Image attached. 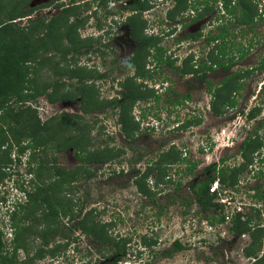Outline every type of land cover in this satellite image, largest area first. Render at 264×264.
Returning a JSON list of instances; mask_svg holds the SVG:
<instances>
[{"label":"rangeland","instance_id":"374dc122","mask_svg":"<svg viewBox=\"0 0 264 264\" xmlns=\"http://www.w3.org/2000/svg\"><path fill=\"white\" fill-rule=\"evenodd\" d=\"M150 1L149 8L143 12V25L140 26L142 30L145 28L146 33L163 32L165 35L173 31L172 35L166 37L161 35L160 44L165 49L166 56L176 57L175 66L180 65L181 59L186 58L191 65V60L195 56L198 63L203 59L208 61L207 65L211 68H207V75L202 82L208 87V81H211V89H214V82L219 74L217 70H213L212 63L216 58L214 46L208 50L210 45L202 43L200 37L185 38L182 39V43L180 42V49L172 51L176 47V37L179 36V27L174 22L181 21L165 19L173 1ZM55 2L64 4L68 0H0L2 3L0 19L3 22L16 20L14 23L17 27L29 31V27L35 22L30 21L26 16L21 17L20 20L11 17L23 11L27 13L29 6L46 3L42 9L36 8L35 12L41 14L42 10L46 11L47 15L43 20L45 24H49V27L47 25L37 27L34 33L26 32L27 40L30 42L29 48L36 51L33 52L34 59L25 63L24 67L28 71L29 79L28 83H24L25 89L21 98L24 100L10 98L7 102L9 109L15 112L21 106L29 105L31 111H35L30 113H36L41 122L61 112L82 114L79 97L50 101L46 94L48 92L56 95L52 92V87L61 81L66 85L59 93L66 91L73 93L72 86L77 84L78 78L66 75L64 71H67V68L79 67L92 73L90 76L84 75L82 81L92 87L91 94L98 100L110 97L123 99L121 95L123 86L119 83L127 77L130 80L129 89L144 92V97L136 99L130 108L128 107L130 116L137 123V136L135 142L131 143L122 135L116 121V111L111 108L103 107L94 114L85 115L86 119L95 117L93 115L97 117L90 132V136L94 138L93 143L87 146L88 150L92 151L100 147L99 140L102 139L105 142L103 144L109 147H121L124 152L107 163L92 164L95 167V174L87 181H80L83 186L79 190L73 187L77 184L76 181L70 182V186L67 183L61 185L60 178L51 168L56 166L70 169L78 165L79 161L73 147L61 150L57 149L56 139L35 142L31 137H23L17 143L9 130L13 124L3 120L0 123L2 141L0 231L4 264H111L113 257L118 254H111L110 244L99 243L88 234L81 232L76 224L77 218L71 219L69 214L65 215L61 210L62 206L67 208V213L75 214L79 203L83 205L82 212L89 208L93 209L89 217L105 223L107 232L112 237L129 239L126 244V254H120L121 257L116 264H251L254 259L244 255V247L251 239L249 231L235 234L229 230V225L231 216L235 213L240 215L241 220L249 219V228L253 227L257 213L260 215L261 224H264V199H259L264 192V86L262 85L264 67L261 65L264 57V19H257L254 23H242L235 19V16L241 14L239 6L236 5L234 16L222 5L221 22L227 30L223 45L228 52L223 55V60L231 59L230 69L227 74L223 73V78L235 71H247L241 72L237 76L238 79L231 80V86L236 85L237 81L241 84L235 90V94L228 91L231 86L220 90L221 94L234 98L233 106L222 105L218 102V98H215L216 105L222 113L214 115L207 108L210 101L208 88L203 93V86L200 88L198 81L194 83L193 80H189L188 74L177 80V76L164 66L166 68L164 73L171 74L174 76L173 80L178 81L172 84L174 93L169 94L170 98L189 92L190 99L182 105L170 102L166 106L167 98L161 96L162 100L159 103L162 107L156 110L160 114V118H157L156 114H153L155 108L152 107L154 88L150 85L159 84L160 81L147 78V82H144L146 78L142 77L136 81L135 76L130 75L129 71L122 73L117 67L123 55L114 54L109 51V44L104 45L109 42V31L113 29L115 31L110 37L116 39L110 42V47L120 48L119 35L121 31H127L125 19L121 18V12L124 10L120 7L121 4L115 2L111 6V12L113 11L111 19H101L100 13L97 11L94 13L92 10L98 7L102 12L104 3L99 4L97 0H90L89 7L80 3L78 8L73 9L78 10L79 19L75 21L74 15L68 17L59 13L60 10L55 7ZM249 3L254 9L256 7L258 13L264 5V0H250ZM212 4L214 8L206 12L207 19H214L215 9L219 6L217 2ZM195 13L196 11L191 8L183 11L185 16ZM177 15L179 14L176 11L171 14L173 17ZM98 21L101 23L100 28L96 26ZM71 22H73L72 37H68L65 25ZM199 26V24L192 25L188 31H195ZM6 28L0 30V49H6L5 46H8L11 39L5 32ZM118 28L121 29L119 32H117ZM211 32L213 34L215 29L210 30L208 35ZM41 33L48 34L47 40L41 39L43 36ZM91 42H96L97 51H88ZM74 47L83 52L87 49L85 50L87 52L79 54ZM65 51L69 54L63 59ZM241 51L242 56H240ZM141 54V58L143 60L146 58L147 62L151 51L145 50ZM145 65L147 64L143 62L142 70H145ZM148 67L150 68V65ZM156 76L161 78L163 74L159 72ZM46 83H51V87L45 93L37 94L36 91L42 89ZM203 96L205 97L202 98ZM140 112L144 114L141 115ZM2 114L0 110V115ZM147 127L151 129L148 130ZM248 135H251L256 144L258 143L256 151L251 155L248 168L239 174L233 186L223 190L220 189L217 180L212 182V188H218L216 201L222 205L221 209L214 210L213 207L203 209L192 202L189 208L185 207L184 213L179 201L176 203L169 201L173 192L171 184L168 185L169 187L164 184L154 185L156 170L149 172L145 177L147 186L152 192H156L155 202L136 189L133 180L136 176H143L145 165L151 164V159L156 160L159 154L174 144L183 154L186 153L188 159L197 162L191 174L176 173L175 169L178 166L176 164H173L174 169L169 172L172 179L181 178L184 186L183 194L187 195L190 191L187 189L189 181L206 177V165L221 158H224L225 164L229 165L241 162L239 149ZM137 157L139 160L135 161ZM181 165L184 166L185 162ZM48 195L54 199L53 202L50 198L44 200ZM55 200H58L61 206ZM50 208L57 212L54 220L45 218L44 213ZM159 209L161 214L157 216L156 211ZM221 214L226 215L223 221L213 219L212 223L209 222L212 220L211 215L219 217ZM56 227L58 229L54 234H50L45 244L41 233L46 229L54 231ZM62 231L67 235H62ZM142 236L156 240L155 244L145 247L140 243ZM175 240L179 241L181 249L172 248V242ZM40 248L44 250L55 248L56 254L50 255L45 252L38 258L36 251ZM262 251L264 247L261 248L260 254Z\"/></svg>","mask_w":264,"mask_h":264},{"label":"trees","instance_id":"16d2710c","mask_svg":"<svg viewBox=\"0 0 264 264\" xmlns=\"http://www.w3.org/2000/svg\"><path fill=\"white\" fill-rule=\"evenodd\" d=\"M181 1V0H178ZM250 0H239L238 5L241 9V14L237 17L235 16L236 12V5H231L230 1L224 2V9L227 10L229 14H233L235 19L242 23H254L257 19H264V7L261 9L260 12L257 13V9L252 4L249 3ZM252 3V1H251ZM179 4V2H178ZM178 6V5H177ZM2 7V3H0V8ZM148 7V0H143L142 9L143 11ZM71 7L63 8L62 14L70 13L69 10ZM30 12V10L28 11ZM26 12L23 11L18 15H14L11 19L19 18L26 16ZM17 20V21H18ZM143 20L140 19H129L127 22L131 28L132 32H136L141 29L140 26L143 25ZM30 21L35 22L32 26L29 27V31L25 28L17 27L14 22L10 21L8 23L1 21L0 19V30L2 28H6L5 32L7 36H10V42L8 46H5L6 49H0V110L3 112L2 116L0 115V123L5 122L8 120L13 126L9 127V130L12 133V137L18 143L21 141L23 137H31L33 140L36 141H51L56 139L57 140V149H66L69 147H73L78 158V165L74 166L70 169H61L56 166H52V172L56 174L60 178V184L64 185L67 183L70 186V182H75L76 185L75 189L81 188L83 184H80V181H87L95 174V167L92 164L98 163H107L112 158H118L122 155L123 148L121 147H109L102 139L99 140V143L102 145H98L95 150H88L87 146L93 143V139L90 136L91 129L93 128L96 122V115L91 119H86L85 115L87 114H94L97 110L102 109L103 107L111 108L112 110L116 111L117 117L116 121L119 124V129L122 135L127 138L131 143L132 141L135 142L136 139V130L138 129L137 123L133 120V117L130 116L129 109L131 104L138 98L144 97V92L137 91V89H129L126 88L125 93L127 94V98L124 101H118L116 98L111 99H103L98 100L92 96L91 89L92 87L82 81L84 75H92V73H88L85 70H81L78 68H67L65 70V74L71 77H77L78 82L73 87V93H69L68 91L64 93H59V91L66 85L63 81L60 83H56L52 87V93L46 92L49 87H51V83H46L42 89H38L36 93H45L48 95L50 101H54L58 98H72L74 96L79 97L81 99L80 108L82 110V114L79 113H67L61 112L59 115H54L49 117L44 122H41L38 118L34 110L31 111V107L29 105L21 106L17 111L13 112V110L9 109V105L7 104L10 98L15 97L19 100L23 98L22 92L25 89L24 83H28L29 79L27 78L28 71L26 70L25 63L30 62V60L34 59L33 52L36 49H30L29 45L30 42L27 40V31L28 33H34L36 28L39 26L47 25L45 24L43 19H30ZM73 22L69 25H65L66 34L68 37H72L71 35V28ZM96 26L99 28L101 24L97 22ZM226 30V29H224ZM42 34V33H41ZM44 34V33H43ZM42 34V35H43ZM47 35L45 34L41 37V39L47 40ZM45 36V37H44ZM18 38V39H17ZM19 41V42H18ZM151 43L154 45L156 41L152 38H145L142 40L144 44ZM42 44V42H41ZM225 48V47H224ZM74 50L81 53V50H78L77 47H74ZM87 52V51H84ZM83 52V53H84ZM225 54V51H223ZM69 52L65 51L63 53V59L67 57ZM241 53L240 56H242ZM261 65L264 67V57L261 61ZM224 65L225 62H223ZM137 62H131L128 64V67H134L138 72ZM142 65V64H141ZM140 72V71H139ZM145 74L144 71H141V74ZM239 72H235L230 74L229 76L223 79L222 88L227 86H231V80L238 75ZM99 75V74H98ZM97 75V76H98ZM240 86L239 84L231 86L228 91H232L235 88ZM148 93V92H147ZM70 94V95H69ZM215 93H213L214 95ZM217 96V95H215ZM222 96V97H221ZM218 102L222 105H229L233 106L235 101L230 96H225L224 93L218 95ZM211 103V109L216 114H221L222 111L216 105L215 100ZM259 110V108H258ZM199 121V120H198ZM195 121V122H198ZM1 129V127H0ZM109 138H113V136H109ZM0 140V144H1ZM258 144V143H257ZM256 142H254L251 135H248L247 138L241 143V147L239 152L242 156V161L238 164H225V159L221 158L217 162H212L205 167L206 177L199 179H192L188 183V190L189 194L184 195V186L180 177L176 179H172L169 175V172L174 169V165L176 164L177 168L175 169L176 173L183 172L184 174H191L193 170L197 166L196 161H192L186 157V153H182L181 150L174 144H172L167 150L163 151L161 154L157 156L156 160L151 159V164L145 165L143 176L137 177L133 180L136 186V189L145 197L151 198L155 202V195L156 192H152L150 187L147 186L145 182V177L148 175L149 172L156 170V174L154 176V185L158 186L160 184H164L165 186L169 187L168 185H172V193L170 195V202L179 203L183 207V212H186V208L191 206V203H196L200 208L209 209L212 208L216 210V208L221 209L222 205L216 201L217 195L219 193L218 188H214L210 190L212 187V182L217 180V183H220V189L223 190L227 187L233 186L237 180L239 174L248 168V165L251 163V155L257 149ZM35 146L34 144L32 145ZM139 160L137 157L135 161ZM185 162V165L182 166ZM181 165V166H180ZM180 166V168H179ZM169 175L167 178L165 176ZM54 190V188H53ZM88 193V192H86ZM192 193V195H190ZM259 196L260 194L257 193ZM50 198L49 195L44 198V200H48ZM51 199V198H50ZM259 199H264V192L263 196H260ZM53 202L54 199H51ZM57 204H59L58 200H55ZM79 203V202H77ZM60 205V204H59ZM61 206V205H60ZM61 210L63 214H69V218L75 219L77 218V226L81 230V232L88 234L94 240L98 241L99 243L108 245L110 244L111 254L117 256L113 257L111 264H116L117 260L120 259L121 255L126 254V244L128 242V238L118 237L115 239L107 232L106 224L100 223L98 220H93L92 217H89L93 209L89 208L85 212H82L83 205H78L77 213H67V208L61 206ZM69 208V207H68ZM69 212V211H68ZM156 215L159 216L161 214V209L156 211ZM45 218L55 219L57 212L48 209L44 213ZM224 214H221L219 217H215L211 215L212 220L209 222L212 223L213 219L218 220L219 222L225 219ZM255 222L252 228H249L248 220H241V217L238 213L233 214L230 219L229 230L235 234L244 233L245 231H249L250 234V242L244 247V255L246 257H252L254 261L251 264H262L264 261V251L260 254V250L264 247V224L260 222V215L257 213ZM58 228H54V231H49L50 229H46L41 233L42 238L44 239V243L47 244V240L50 234H54ZM62 235H67L65 231H62ZM156 240L152 239L151 237L142 236L140 239V243L142 245L151 246L155 244ZM173 249L178 250L181 249L182 246L179 241L175 240L172 242ZM2 249H3V241H2V234L0 231V263L4 264V259L2 256ZM48 253L50 255L56 254L55 248L49 249H38L36 251V257L40 258L43 256L44 253ZM167 253V251H163Z\"/></svg>","mask_w":264,"mask_h":264},{"label":"flooded vegetation","instance_id":"af4514ba","mask_svg":"<svg viewBox=\"0 0 264 264\" xmlns=\"http://www.w3.org/2000/svg\"><path fill=\"white\" fill-rule=\"evenodd\" d=\"M89 1L90 0H68L67 3H57L55 2V7L59 8V13H62L63 8L66 7H71V9L69 10L70 13H67L68 17L69 15H74V20L75 19H79L78 17V10H73L76 9V7L80 4L83 3L86 5V7H89ZM98 3L102 4L104 3L105 7L103 9V11L101 12V9H99L98 7H94L93 8V12L97 11L99 12V17H101V19H111V6L114 5V3H119L121 4L120 7H122L124 10L121 12V18L125 19V22L127 25V31H121V35H119V39L120 41V48L116 49L115 47H110V42H112L114 39H116V37H110L111 34H113V29H111V31H109V42L104 44L105 46L107 44H109V51L113 52L114 54H120L123 55V57H120L122 59V61H120L118 64V69H120L122 71V73H125L127 71L130 72V75H134L135 76V80L137 81L139 79V77L142 78H146L144 79V82H147V78L149 79H154L156 81V79H158L160 81V83L158 84H153L150 85V87L154 88L153 91V95H152V107L154 106L155 110L153 111V114H156L157 118H160V114L158 113V109H161L162 105L160 102V100H162L161 96H164L166 100V106L170 103V102H175L178 103L179 105H182L183 102H187L188 99H190V93L189 92H184L182 93L179 97H171L169 96V94L172 92V94L174 93V89H173V82L178 83V79L182 78L184 75L188 74L190 76L189 80H193L194 83L197 82L198 86L201 88L203 86V93H205V90H207L210 92V104L208 102L207 108L214 114V115H218L215 112L212 111L211 109V103H213L212 101L215 100V98L218 97L220 93V90L222 89V83H223V73L225 72L226 74L229 71V65L231 63V59L224 61L223 60V55L227 54L228 52L225 50L224 45H223V38L225 39V32H227V30H224L226 28H224L222 26V22H221V18L223 16V8H224V2L225 1H230V3L234 4V5H238L239 0H204V1H196V0H172L173 1V5L168 8L167 12H166V18L165 19H180L181 21L179 22H174L178 25L179 27V36L176 37V47L173 50H179L180 47V42L182 43V39L185 38H201V42L205 43L206 45H210L208 47V50L211 49L212 46L213 49L215 50V60L212 63L214 66L213 70H217L219 72L218 74V79L214 82V89H211V85L212 82L208 81V87H206L207 84H203V80L204 77L207 75V68H211L210 66L207 65V62L205 59V57H201L203 59V61L200 63L197 62L196 60V56L193 60H191V65L190 63L186 60V59H181L182 63H180V65H176V57H169L166 56V52L165 49L161 46L160 42H161V35L166 37L167 35H172L174 34V32L172 31L171 33H167V35H165V33L160 32V34L158 32H153L151 31L150 33H146L144 31V29L142 30V28L136 32H132L131 28L128 24V20L129 19H144L143 18V9H142V3L143 0H97ZM61 2V1H60ZM150 0H148V3L150 4ZM179 2V4H178ZM214 2H217L219 4L218 9H215L216 13L215 16L213 17L214 19H207V15L206 12L209 9H213V4ZM46 3H41L39 5H34V6H29L27 7V14H26V18L27 19H45V16L47 15V12L42 10V13H36V8L42 9L43 6ZM109 4V5H108ZM178 5V6H177ZM223 5V8H222ZM264 7V5L262 6V8ZM78 8V7H77ZM149 7H147L146 9H148ZM186 8H191V10L196 11V13L193 15H187L185 16L183 14V11ZM145 9V10H146ZM30 10V12H28ZM176 11L178 12L179 15H177L176 17L171 16L172 12ZM126 12V13H125ZM90 13V12H89ZM95 13V12H94ZM193 13V11H192ZM218 13V15H217ZM102 14V15H101ZM66 15V14H64ZM185 16V17H183ZM97 19H100L98 17H96ZM206 18V19H205ZM210 18V17H209ZM127 20V21H126ZM76 21V20H75ZM78 21V20H77ZM99 22V21H98ZM159 22V21H158ZM100 23V22H99ZM101 24V23H100ZM176 24H173V26H176ZM199 24V28L196 29L195 31H188L190 30L189 28H191L192 25H197ZM116 27V26H115ZM100 28V27H99ZM215 29V32L212 34V32L208 35V33L210 32V30L212 31V29ZM116 29V28H115ZM120 28H118L117 32H119ZM168 30V29H167ZM182 31V32H181ZM145 32V33H144ZM190 32V33H188ZM118 34V33H117ZM177 34V35H178ZM184 37H183V36ZM145 38H152L154 41H156V43L153 45L150 41V43H146L144 44L142 42L143 39ZM116 42V41H115ZM96 42H91L88 46V51H97L98 47H96ZM85 49V50H87ZM111 49V50H110ZM79 50V49H78ZM84 50V51H85ZM145 50H150L151 54H150V58L148 59V61L146 62V58L143 60L141 58V53ZM223 51H225V54L223 53ZM102 52V51H100ZM121 52V53H120ZM170 54V52H168ZM243 53L242 51L240 52ZM79 54H83V51ZM148 55V54H147ZM243 55V54H242ZM176 56V55H174ZM262 61V60H261ZM131 62H137L139 65L138 68V72L134 67H128V64ZM146 63L147 65L145 70L141 69V64L142 63ZM223 62H225L226 65L223 64ZM114 66L116 65V62L114 61ZM189 63V64H188ZM150 65V68L148 67ZM166 66L167 69L170 70V73L175 74L177 76V80L174 79V76H172L171 74L167 75L164 73V71L166 70V68L164 67ZM140 71V72H139ZM141 71H144L145 74H141ZM246 71V70H245ZM245 71H240L241 72H245ZM159 72H161L163 74V76L161 78H158V76H156ZM232 72V71H231ZM235 72H239V71H235ZM235 72H232L230 74H233ZM247 72V71H246ZM235 76V80L238 79L237 76H239V74ZM229 74V75H230ZM154 75V77H153ZM228 75V76H229ZM99 76H101V74H99ZM156 77V78H155ZM130 80L127 79V77H124L122 79V81L119 83L121 86H123V89L121 91V95H123V99H120L119 97H110L111 98H116L118 101H124L128 96L125 93L126 88L128 87V82ZM192 81V82H193ZM207 81V79H206ZM155 83V82H154ZM239 84V81L236 82V85ZM160 85H162V87H159ZM262 85L264 86V82L262 83ZM140 86V85H139ZM239 87V86H238ZM261 88V86H260ZM163 93H162V91ZM235 90H237V88H235L234 90H232L231 92L233 94H235ZM213 93H215L213 95ZM217 95V96H215ZM205 96H203L202 98H204ZM232 99L234 100V98L232 97ZM154 104V105H153ZM167 108V107H166ZM141 115H143L144 113H141ZM199 120V119H198ZM148 130H150V127H147ZM136 136H137V131H136ZM136 140V139H135ZM146 167V166H145ZM144 167V168H145ZM169 175L165 176L166 178ZM206 176V175H205ZM204 177H201L199 179H202ZM155 181V180H154ZM188 189V186H187Z\"/></svg>","mask_w":264,"mask_h":264},{"label":"built area","instance_id":"2783aa9c","mask_svg":"<svg viewBox=\"0 0 264 264\" xmlns=\"http://www.w3.org/2000/svg\"><path fill=\"white\" fill-rule=\"evenodd\" d=\"M214 188H215V187H213V188L211 187L210 190H213Z\"/></svg>","mask_w":264,"mask_h":264}]
</instances>
